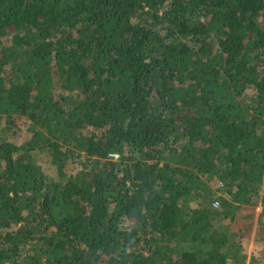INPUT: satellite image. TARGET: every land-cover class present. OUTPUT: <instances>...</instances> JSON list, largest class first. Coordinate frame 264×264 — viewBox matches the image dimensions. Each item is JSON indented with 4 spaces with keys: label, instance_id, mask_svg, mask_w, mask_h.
<instances>
[{
    "label": "trees",
    "instance_id": "obj_1",
    "mask_svg": "<svg viewBox=\"0 0 264 264\" xmlns=\"http://www.w3.org/2000/svg\"><path fill=\"white\" fill-rule=\"evenodd\" d=\"M16 117L0 264H264V194L240 204L264 186V0H0Z\"/></svg>",
    "mask_w": 264,
    "mask_h": 264
},
{
    "label": "rangeland",
    "instance_id": "obj_2",
    "mask_svg": "<svg viewBox=\"0 0 264 264\" xmlns=\"http://www.w3.org/2000/svg\"><path fill=\"white\" fill-rule=\"evenodd\" d=\"M29 127H30L29 120H27L24 117H16L14 123H11L8 125L7 123H2L0 125V131L1 132L3 131L14 142L20 143L21 141H24L30 138ZM35 155L39 163L45 164L44 167L47 169V174L49 175L51 179L57 180L60 178L58 171H57V167L51 163L50 161L51 159H49V156H47L43 152H40L37 154L35 153ZM223 182L220 180H215L212 182V186L215 189L216 194L229 197L231 193L228 191L232 190L234 192L237 189V186L234 184L228 183L226 184V187H224ZM263 194H264V186L263 185L257 186L250 191V194L248 195L249 201L240 203L243 206V210L245 211V213L252 212V211L255 212L254 217L256 220H257V217L259 216L258 215L259 211L261 210L260 204L262 203ZM215 201L218 202V205L215 207L220 206V201L219 200H215ZM256 224L257 223L255 221L254 228L257 226ZM122 226L124 228H130L131 223L128 220H125L122 223ZM254 237H255L254 232H252L250 240H248L249 241L248 249L250 250V252L258 248L259 246L258 241ZM256 263L263 264L260 259L256 261Z\"/></svg>",
    "mask_w": 264,
    "mask_h": 264
},
{
    "label": "built area",
    "instance_id": "obj_3",
    "mask_svg": "<svg viewBox=\"0 0 264 264\" xmlns=\"http://www.w3.org/2000/svg\"><path fill=\"white\" fill-rule=\"evenodd\" d=\"M110 156H111V157H114V158H117V157H118V154H117V153H111ZM213 205H214V206H217V205H218V202L215 201V202L213 203Z\"/></svg>",
    "mask_w": 264,
    "mask_h": 264
}]
</instances>
